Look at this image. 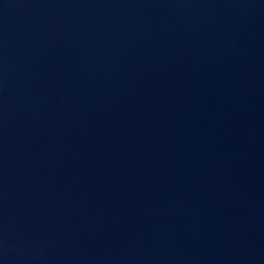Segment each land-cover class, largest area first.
I'll list each match as a JSON object with an SVG mask.
<instances>
[{"label":"water","instance_id":"95a60500","mask_svg":"<svg viewBox=\"0 0 264 264\" xmlns=\"http://www.w3.org/2000/svg\"><path fill=\"white\" fill-rule=\"evenodd\" d=\"M0 264H264V0H0Z\"/></svg>","mask_w":264,"mask_h":264}]
</instances>
